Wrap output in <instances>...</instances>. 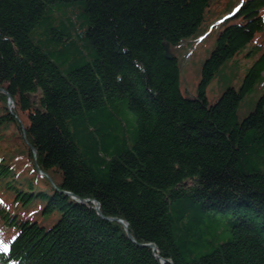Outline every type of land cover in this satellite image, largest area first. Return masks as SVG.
Segmentation results:
<instances>
[{
    "label": "trees",
    "instance_id": "16d2710c",
    "mask_svg": "<svg viewBox=\"0 0 264 264\" xmlns=\"http://www.w3.org/2000/svg\"><path fill=\"white\" fill-rule=\"evenodd\" d=\"M263 38L264 0H0V140L36 151L0 153V264H264Z\"/></svg>",
    "mask_w": 264,
    "mask_h": 264
},
{
    "label": "rangeland",
    "instance_id": "374dc122",
    "mask_svg": "<svg viewBox=\"0 0 264 264\" xmlns=\"http://www.w3.org/2000/svg\"><path fill=\"white\" fill-rule=\"evenodd\" d=\"M213 18H214L213 14H210L209 20H212ZM210 41L208 43L209 44L208 48L206 50L199 51V53L194 58L193 62H187L184 63L183 65V66L186 65V68L183 67L182 70L183 78L181 84L185 96L191 98L197 96L198 85L201 80L202 64L203 61L206 59V57L209 56V50L212 48V44H213ZM252 64L253 61H249L243 57H239L237 61L229 63L224 68L223 72L220 75V78L218 77L208 88V98L210 102L211 103L215 102L223 94L228 84L234 86L235 88H238L243 81L247 69L250 68ZM259 96L260 93L256 91L250 97V99H248V101L245 103L246 107L241 112L242 118H245L252 111V109L254 108V104ZM8 105H10L9 101H8ZM0 112H1V103H0ZM15 130L16 129L10 128L6 132V134L9 137L6 138L5 140H0V153L2 154V152L5 150V147H8L7 150L11 151L10 150L11 147L20 145V149H23L26 155L31 153L34 155V158L36 159V153H34L31 149H28L27 147L25 148L26 145L25 143H23L22 138L19 139L17 136V134H19L18 130L16 134H15ZM13 132L14 134H11Z\"/></svg>",
    "mask_w": 264,
    "mask_h": 264
},
{
    "label": "water",
    "instance_id": "95a60500",
    "mask_svg": "<svg viewBox=\"0 0 264 264\" xmlns=\"http://www.w3.org/2000/svg\"><path fill=\"white\" fill-rule=\"evenodd\" d=\"M166 50H167V56L169 57V58H171L172 56L170 55V51H169V47L167 46L166 47ZM9 103L10 104H12L13 103V100H12V98L11 97H9ZM31 150L34 152V153H36V151H35V149H33V148H31ZM39 172H41V170L39 169ZM80 202H87V201H80ZM96 210H100V206H97L96 207ZM113 221H118V222H120L124 227H125V230L126 231H128V224L127 223H125L124 221H122V220H119V219H112ZM128 233H129V231H128ZM129 236H130V234H129ZM130 238L132 239V237L130 236ZM147 247H152V246H150V245H146ZM154 249H155V247H153ZM162 263H164V260H162Z\"/></svg>",
    "mask_w": 264,
    "mask_h": 264
},
{
    "label": "snow or ice",
    "instance_id": "6c2138e0",
    "mask_svg": "<svg viewBox=\"0 0 264 264\" xmlns=\"http://www.w3.org/2000/svg\"><path fill=\"white\" fill-rule=\"evenodd\" d=\"M4 250L7 251L8 250V245L4 244Z\"/></svg>",
    "mask_w": 264,
    "mask_h": 264
}]
</instances>
